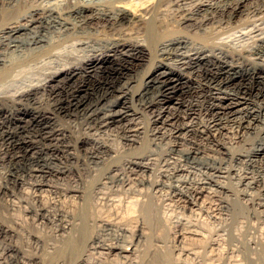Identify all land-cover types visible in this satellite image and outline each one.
Segmentation results:
<instances>
[{"label": "bare ground", "instance_id": "bare-ground-1", "mask_svg": "<svg viewBox=\"0 0 264 264\" xmlns=\"http://www.w3.org/2000/svg\"><path fill=\"white\" fill-rule=\"evenodd\" d=\"M18 1L19 0H17V2ZM50 1L48 0V3H50ZM76 1H74L73 3H69V4L67 3V5H65V3L62 2V4L65 5V8H66L65 10H64V5L55 6L53 4H47V2L46 3L40 2V4L38 3L32 4L27 9H24L25 5L23 4V7H24L23 10L22 9L14 10L8 7L3 8L4 5H1L2 6V9H0V55L1 56H2L1 51L5 52V49H8V48H13L12 50H14V48L16 47L18 48L19 46L22 48V46H31V45L33 46L34 45V47L31 46V48L36 47L38 48L37 51H39L42 47H43V50H45L44 48L46 47L48 48L52 47L53 45H55V43L51 46H49L50 43L47 44L49 39L46 33L50 29L52 31V29L54 28L55 29L58 28L57 30L61 31V34L65 35L66 37L70 39H74L73 41H70L73 43L71 45L74 50H78V52L75 51L74 55H71L70 57H68L70 58L69 61L64 62L65 60L62 59L63 58L62 56L66 55L64 53H68V52H65L66 49L64 46V49H65L64 51L62 48V51L64 52L63 55L60 53L62 55L60 58L61 60H64L62 61L64 63L62 64V62L59 61L61 65L56 66V67L54 66L55 68L53 69L50 68L51 70L49 69V67L44 66L45 68H47V70L49 69L50 71H48V74L46 75V77H44V80L42 82H38L39 79L41 80V78L38 77L39 79L37 81L36 80L37 78L35 77L36 79H33V78L32 79L35 80V82L36 81L37 82L34 83L33 81H31L33 83H30L27 80L31 78L29 75L30 73L28 74L27 73L28 71L27 72L25 71L26 73L24 72L22 73H24L25 75L27 74L29 75V77L25 80H27V82H29L30 84L27 83V86L26 85L25 87L23 86L22 89L18 88L17 85H15L16 86L15 88H18L19 90L16 89V91H14L12 87L11 88L12 92L10 89H8L10 88L8 87L9 83H7L6 85L7 87L0 88V164L4 163V164H7L8 166V169L6 171L2 172V170H0V175H2L1 177H3V179L5 180L9 179L10 181H12L13 184H22L24 183L23 178L25 177H22L21 172H24L22 170H25L27 171V173L26 174L23 173V174L24 175L29 174L30 177H34L33 186L40 189L41 191L42 189H49L51 191L53 190L55 192H62L63 194L65 193L67 197H68L67 194L73 197V193H77L79 190L78 187H75L71 183L75 179L74 176H76V178L77 176L80 177V174L83 172V170H86L87 168L89 169V165L85 164V162L82 159V154H80L79 151L83 150L84 156L85 157L88 156L89 157V158L87 157L88 160L91 159V161H89L90 163H94L98 165L100 163L104 164L105 160H107L108 156L114 153L113 152L115 150L114 148H116L114 147L115 145L113 146L110 143L112 139H110V142H109L108 139L103 136L105 134V136L109 138L111 132H113L112 129H110L112 130L111 132L108 131L109 128L111 127H114V128L119 127V129L116 128L119 131L121 129V131L123 132L122 133L123 134L122 139L124 141L122 142L123 144L128 143L130 145H134L135 147L136 144L140 143L139 139L141 135H143L142 134L143 128L142 129L140 128L141 124L138 121L143 117V116L141 117V114L144 115L143 113H146V114H149V117L151 119V122L150 120L149 122L152 124L150 127L151 129L149 128L150 129L149 138L152 140V142L155 141L156 139L160 141L161 143L163 141L166 143L168 140L167 143L170 147L169 148L170 151L166 152L162 156V160L158 159L159 161L156 158H153L151 155L150 156L142 155V157L140 156L137 158H135L136 157L135 156L134 159H129L125 161L123 169H128L126 171H129L133 175V177H131V180H129L131 181V183L128 182L130 185H126L127 188H125V193L126 195L128 193V197H131V199L135 201L134 204L136 207L133 206L131 210L132 218L134 219V220L132 219V222L134 221V223L133 225H129L131 221L129 223H126L125 221L126 218H123V214L119 216L118 215L115 216L119 218L121 221V224L119 223V225L116 224L115 222L116 219L113 220L114 217L113 218L111 217V215L113 214H111L110 216L108 214L106 215L98 214L100 224L104 225L105 228L106 226L107 228L108 227L111 228L112 226L113 231H115L118 229V228L115 229V225L117 226H120V225L123 226V224L124 226L127 225L125 227H121L123 228V231L125 230L124 236L126 235L127 236L119 237L117 236L115 232H113L115 233V236L113 235L114 237H109L107 235V232L104 231L105 229L101 231L104 228L103 227L100 229L101 232L98 231V234L91 235L90 239L93 242L91 244H94V243L97 244V246L101 247L102 249H105L106 253L108 252L112 254L116 253V254H119V256L131 257L134 261V264H176L177 260L175 261L176 258H174L176 256H174V253H173L174 246L172 247L170 244H168L169 242L168 238L167 239L161 238L163 237V235L161 237H158L159 235L154 234L153 230L155 228L153 229L152 227L154 223L153 220L155 219V217H156V220H158V222H160L161 225L163 222L168 223L169 224L168 226L170 227L174 225L173 226L175 227L174 233H172L174 234V238L178 239V241L182 239H183L182 241H184L186 239L187 244L185 245L188 246L189 244L190 246L193 244L195 245L194 249H196V244L198 245V243L201 242L202 240L205 241V237H204L205 231L204 233L202 232L204 235H201L202 234L201 231L203 230L200 229V226L202 225L200 223V220L197 218L196 220H199V221L194 220L196 222L195 223L192 220L194 224H191L190 221L188 222L190 224H188L183 221V218L182 219L176 218L178 216L176 215L177 213H175L176 216H174V214H171L174 217L170 216V213L167 214V211L165 210L167 209L165 208V204L167 205V203L171 201L166 202V199L169 198L168 200H170L171 195L176 196V199L177 197H181L182 195H188V194H189L188 196L191 195V197H193L194 200H200L204 198L207 200L208 198L216 199L217 201L216 200L215 201L220 206L219 207L220 209L228 210L227 216L232 215L233 211H232L231 202H233L232 200L234 198V199H237L238 201H241L244 205L246 204L248 206V203H249L251 207L253 206L254 210L260 213L261 219H263L264 221V178H263L264 177V106L263 104L260 105V103L258 104L256 103L257 100L264 101V37H261L260 35L259 37L257 35V37L260 38L258 44L248 49H246V47L245 49H242V48L238 49L236 47L235 48L230 47L231 44H228L230 46L226 45V43H229V42H226V43L218 42L217 43V41L216 42L213 41L211 43H207V42L199 43L198 41L199 44H197L196 41H193L196 44L195 43L192 44L189 41L190 39L186 37V35H188L189 33L186 35L181 34L180 32H182L183 29H181L179 32V28L170 30L171 28L168 27V24H166V22L163 21L162 18H158V15L160 16V14H157V13H160L161 12L160 10H162V8L161 9L159 8L160 10L158 11V7L163 4L162 3L159 5V3H161V0H112L110 2V5H111L110 7H105L107 5L103 3L105 2L104 0L102 2L104 6L98 5L97 2L99 1L94 3L95 0H92L94 2L92 1L89 2V0L88 1L80 0L81 2L80 1L76 2ZM164 1H175L176 3L180 2V0H163L162 2ZM244 2L245 0H236L234 3H232L231 5L227 7L229 11V15L227 14L229 16V19L234 18L235 15L237 16V13H239L242 10V6H244ZM19 3H20L19 5L22 4L21 2ZM187 3H188V0H187ZM187 3L185 4L187 5ZM14 4H17L18 6V3H14ZM174 4H173V7H174ZM180 5H181V2H180ZM203 5H205V3L200 2L199 4H197L198 8L200 9H205L206 7L208 8V6H210L209 3H206L205 7ZM262 5H264V3ZM18 7L21 8L22 5L21 7L20 6ZM216 8H217V4H216ZM185 12H186V9H185ZM67 13H71V14H68L71 16H73L72 14H75L78 16V18L81 17L80 18L81 22L76 24L77 21L74 20L75 22H73L69 20L68 15L66 16ZM163 13H161V16ZM188 17L189 16L183 17L182 20L179 21L182 23L180 24L183 25L186 22H188L189 20ZM210 18L211 17H209L208 19ZM98 22L100 23L103 22L102 24L99 23V26L101 27V31L102 30L104 31L103 33H100V35L99 34L96 35V33L98 32L97 30H96L97 32H95V35H94L92 34V32L91 33L88 32L83 27L84 23L87 24L88 26L92 25L93 27H96L98 25L97 24ZM82 24L83 26H81ZM117 24H121L122 27H124L123 25H128L127 27H129V25L131 24L137 25L139 26V28L142 29L141 32H143L144 35L143 37H138L139 35L138 36H133V34L131 35L130 32L132 31L134 32V30L132 29L134 25H132L131 27L132 31L128 28L130 30L129 32L126 31L128 33H122V30H121L122 28L119 29ZM180 24L179 26L178 25L177 26L180 27ZM185 27L186 26H183V28ZM85 28H87V26ZM124 29H127V28H124ZM98 30H99V27H98ZM51 31L50 33H48L49 35L51 34ZM59 31H56V32H59ZM136 33H137V29H136ZM54 34H55V31H54ZM52 35H53V32H52ZM63 35L61 37H63ZM53 37H51L50 39L52 40ZM57 40L60 41V37ZM65 40L66 38L63 41ZM54 41H56L55 38H54ZM252 42L254 41L252 40ZM56 43L58 42L56 41ZM67 44H68V41H67ZM64 45H66V42L64 43ZM58 48L61 50L60 46ZM54 49L56 50V48ZM73 49L72 51H74ZM68 50L70 51L71 49L69 48ZM18 51L20 52V50ZM24 51H27V49ZM57 51L58 50H56V52ZM32 52L30 51L28 54H32ZM35 52L36 51H34V53ZM47 52L50 53V51L48 50ZM59 52L55 54H59ZM71 52L70 54H72ZM6 53H7V50H6ZM52 53L49 55H52ZM28 54L26 52V55L24 54L25 57L26 56L28 57L29 56ZM10 55L11 54H9V58H10ZM42 55L43 54H41V56ZM152 55H153V58H152ZM54 56L52 57L54 58ZM56 57H55V60H56ZM32 58H30L29 61ZM37 58L40 59V57H37ZM23 59H21V61L25 63L24 62L25 59L24 60ZM52 59L50 60L52 61ZM11 60H12V57H11ZM11 60H9L10 65L12 62ZM15 60L16 59H14V61ZM7 61L5 60V65ZM29 61H27L28 64H29ZM38 61L36 64H40L42 62L40 61L38 63ZM46 61L47 60H45V62ZM52 62H55V61H52ZM23 63L20 62L21 66ZM17 65H16V68L18 67ZM52 66H53V63H52ZM5 68H9V67H5ZM5 68L1 67L2 74L5 73V70H8ZM14 70H15V67H14ZM16 70H18L17 72H19L20 70H22V68L20 69L17 68ZM29 70L31 69L29 68ZM1 71H0V74H1ZM36 71L37 69L35 70V72ZM12 72L11 74H13ZM39 72L42 73L41 71ZM8 73L10 74V72ZM14 74L18 76L19 73H15L14 71ZM31 74L33 75L32 72ZM42 74H40V76ZM25 75L22 78H25ZM14 76L15 75H13L12 78ZM7 77H10V76H7ZM7 77H6V80L8 81ZM15 77H14V80H15ZM17 79L15 80L16 82H18L20 78L18 80ZM14 80L12 79V81ZM12 81L11 80L9 81L10 84ZM1 83H2V80H1ZM5 83H3V86ZM19 83H21V81ZM11 85L14 86V83ZM200 110L201 112L202 110H205V113H209L210 116H208V118L210 117V119L209 120H203V118L201 119V117L203 116L200 115L201 114ZM139 117L141 118L139 119ZM208 118H205V119H208ZM78 123L81 124V127H83L82 129L87 128V130H84L83 132H80V131L77 132V130L74 129L73 127H77L78 129L79 128ZM88 130H92L93 132L90 133L88 132ZM95 130H99L100 135L99 134L97 135L98 132L95 134L94 132ZM232 131H235L234 133L236 134L234 135L239 136L243 139L245 137L247 139L248 138L247 136L249 135L250 137V134L254 132H257V133L259 132L260 136L258 138L256 137L257 140L254 142L253 146L248 150L249 152H247V154L246 153L237 154L236 153L237 151L234 152V149L236 148L235 145H232L233 143H231V141L229 142L228 141L229 139L227 140V137H226ZM190 134L193 135V138H195L196 136L199 139H203V140L205 139V142L206 140H209L210 142H212L213 146L215 145L217 149H219L218 151H216L217 154L221 150L226 155L232 154L238 160L239 159L242 160L243 157H246L245 159L248 160L249 166L250 164L255 166V168L260 173V175H252L254 173H251V174L246 173V175H241L240 177H238L237 178L238 180L234 179L231 182V180L229 181L227 178V176L229 175L228 173L230 172V171L228 172L227 169L228 168L231 169L230 168L231 166L228 167L226 170L223 169L222 168L223 166H222L221 167L222 169L219 167L220 169L213 170L215 172L210 173L209 175L203 174L204 176H200L202 175L201 173L196 178H194L195 174L193 175L194 177L193 176L190 177L189 176L190 173L188 174V171L185 167L186 162L183 163L182 158L185 156L189 157L190 155L191 156L193 155L196 158V155H199L200 156L199 159L202 158L204 160L205 157H210L209 154H212V152L210 153V151L205 150L206 148L203 149L196 142H194L188 148L187 147L184 148L182 145L183 144L182 140L184 138H187L185 137L186 135H190ZM231 134H233V132ZM114 135H117V134H114ZM113 138H115V136ZM141 139L143 140V138ZM142 140H141V143L143 142ZM234 140H237V138ZM201 142L203 141L201 140ZM243 142H246V141L244 140ZM241 143H238L237 145ZM184 144H186V141ZM117 149H118L117 151L120 152L119 148ZM174 150L176 152L175 154L174 153L172 154V151ZM115 156H117V154ZM193 156L191 158H193ZM201 156H204V158ZM214 156H216L215 159L219 157L218 155H215V154ZM188 157H186L187 162H188L187 160ZM227 157L228 156H226V158ZM220 158L219 159L217 158V159L221 160L223 157L221 159ZM207 160L208 159H206L205 163L208 164ZM213 160L214 159L212 157V162ZM225 160H228V159H225ZM246 160H243V161L245 162ZM256 161H258V163ZM106 164L108 163H105V166ZM216 164L215 166H218ZM218 164L221 165V163H218ZM198 166H201V165L199 164ZM205 167H206V164H205ZM199 170H198V174H199ZM210 170L211 169L209 168V171ZM156 171L158 172L157 173L158 177L156 178L157 176L156 174L155 178H153L154 176L153 174H155ZM194 171L197 172V170H194ZM253 172L255 171L253 170ZM230 173L233 174V172H230ZM237 173H238V170H237ZM127 175L128 174H126V177H129ZM234 175H236V173H234L233 176ZM233 176L231 175L230 177H233ZM234 177H237V176H234ZM189 178H192L194 180H190ZM227 180L231 182V184H233V187L230 186V184L228 185L229 182ZM66 182L69 184H66ZM6 183L8 186V182ZM105 184L107 185L106 182L102 184V190H103V187L106 188ZM3 185L4 184L3 183L1 184L0 182V188H3L2 187ZM108 187L111 188L110 185ZM165 187L170 190V193H171L170 196H169L170 193L163 190L165 189ZM255 187H258L260 189L259 190L260 195H258L259 193L257 195L252 194L251 189L252 188L256 189ZM117 189H115L114 191H116ZM103 196H106V195H103ZM76 198L78 199V194ZM173 199H172V202L174 203ZM103 200H106V199H103ZM155 200L160 201L159 207L162 209V212H159V210H161L160 208L159 210L157 209L158 204L156 205ZM109 202L110 201L106 203L109 204ZM199 202H197V204ZM202 203H203V200H202ZM202 203H199V206ZM183 204H185V207H183L185 210L186 200H185V203ZM174 205H173V211L176 209L174 207H177ZM191 205L190 207H192ZM211 205L212 204H210L209 206ZM178 206L181 209L180 207L181 205H178ZM205 206L206 205H204V207ZM195 207L197 206L195 205ZM38 209L39 208H36V210ZM198 210L200 209L198 208ZM195 211L197 210L195 209ZM211 211H212V208H211ZM40 212L42 216L43 214H47V213L51 214L50 208L44 205L40 207V211L38 210V213ZM38 213H35V214L38 215ZM67 213L63 209L55 213L60 216V220L62 221L60 228H62V225L64 226L65 224L68 225V219H67L68 214ZM160 213L161 214L163 213V215L161 216ZM181 213L182 212L179 213L180 214L179 216H182ZM197 213L199 212L197 211ZM133 214L135 215V218ZM129 215L130 213L128 214V216ZM216 215H218L217 212H216ZM222 215L220 216L223 217ZM196 216L197 215H195V217ZM125 217H127V214L125 215ZM218 217L219 215L217 216V219ZM50 218L48 217L46 219H50ZM185 218L184 220H186ZM40 221H41V218H40ZM52 222L53 221L51 220L49 223H52ZM41 223H44V222H41ZM71 224H72V221L69 224V226H71ZM156 225L157 224H155V227ZM162 226L160 228H162ZM57 227H59V225L56 226L55 228ZM72 227H75V226H72ZM69 228L70 227H68V231H69ZM169 229L170 228H168V230ZM109 230H107L108 233L110 232ZM126 231H129V233L127 234ZM0 234L3 236H6L7 238L8 237L10 238L16 235V231L12 228V226L6 225L4 223H0ZM155 241H160V244H157L158 246L155 245ZM137 242L138 243L140 242V244H137ZM262 242L263 241H261L260 243ZM174 243L176 242L174 241ZM177 244L180 246V243H177ZM177 244H175V246ZM198 246H201V245H198ZM7 248L8 250H12L17 253L21 252L20 248L15 245H10ZM180 248H183V247L180 246ZM6 249H5V252H7ZM189 250L191 251V249ZM178 251H176V253ZM105 252H103L102 254H104ZM159 252L161 253V256H162L160 261L157 259L159 258L158 256L160 255ZM182 252H184V250ZM191 252H188V253L191 254ZM193 253L194 254H191V255H194V256L197 255L195 254L196 252H193ZM5 256L8 258L6 254ZM115 256H118V255H115ZM12 257L14 256L12 255ZM201 257H204V256L202 255ZM20 258H22V256ZM116 258L120 259L118 257ZM177 258L179 259L178 256ZM124 259H126V257ZM124 259L122 258V260L125 263ZM203 260L205 261V259ZM209 263H207L206 261V264H209ZM13 264H16V263H13Z\"/></svg>", "mask_w": 264, "mask_h": 264}, {"label": "rangeland", "instance_id": "rangeland-1", "mask_svg": "<svg viewBox=\"0 0 264 264\" xmlns=\"http://www.w3.org/2000/svg\"><path fill=\"white\" fill-rule=\"evenodd\" d=\"M50 1V0H49ZM74 1H76V0H74ZM73 0L71 1V0H51L50 1V3H48V0L46 1V0H41V1H39V0H36V2H35V0H19L18 2H17V0H0V9H2V6L1 5H4L3 6V8H6V7H8V8H11V9H14V10H16V9H22L23 10V8L24 9H27L29 6H31L32 4H40V2H42V3H46L47 2V4H53V5H59V6H61V5H64V4H62V2L63 3H65V5H67V3L69 4V3H73L74 2ZM78 1H80V0H77L76 2H78ZM83 1V0H82ZM85 1H88V0H85ZM90 1H92V0H89V2ZM97 1H99V2H97ZM105 2H103V0H95V2L94 1H92V2H94V3H96L97 2V4L98 5H100V6H104L103 4H102V2L105 4V5H107V6H105V7H110L111 5H110V2L112 1V0H104ZM106 1H107V3H109V4H107L106 3ZM163 0H161V3H159V5L160 4H162L161 6H159L158 7V11L162 8V10H160L161 12L160 13H157V14H160V16L158 15V18H162L163 19V21H165L166 22V24H168V27L169 28H171L170 30H174V29H178L179 28V32H180V30L181 29H183L182 30V32H180L181 34H188V35H186V37L188 38V39H190L189 41L193 44V43H195V42H193V41H196V43L197 44H199V43H201V42H207V43H211V42H216L217 41V43L218 42H229V43H226V45H228V44H231V46L230 45H228V46H230V47H233V48H238V49H245V47H246V49H248V48H251L252 46H254V45H256V44H258V42H259V37L261 36V37H264V5H262L264 2V0L262 1V0H245V2H244V6H242V12L240 11L239 13H237V16L235 15L234 16V18H230L229 19V11H228V9H227V7L229 6V5H231L232 3H234L236 0H188V3H187V0H180V2H181V5H180V2H175V1H164V2H162ZM9 2V3H8ZM11 2V3H10ZM18 3V6H20L21 7V5H22V7L21 8H19L18 6H17V4H14V3ZM19 2H21L22 4L21 5H19L20 3ZM81 2V1H80ZM171 2V3H170ZM205 3V5H203L204 7L206 6V3H209L210 4V6H208V8L206 7L205 9H200V8H198V6H197V4H199V3ZM4 3V4H3ZM13 3V4H12ZM168 5H167V4ZM174 3H176V4H174ZM185 3H187V5L185 4ZM213 3H215V4H213ZM9 4V5H8ZM23 4L25 5L24 7H23ZM28 6H27V5ZM173 4H174V7H173ZM183 4H185V5H183ZM216 4H217V8H216ZM11 5H12V7H11ZM65 5H64V10L66 9L65 8ZM171 5V6H170ZM169 6V7H168ZM179 6V7H178ZM185 6V7H184ZM188 6V7H187ZM197 6V7H196ZM213 6V7H212ZM219 6V7H218ZM15 7V8H14ZM18 7V8H17ZM168 7V8H167ZM177 7V8H176ZM183 7V8H182ZM210 7V8H209ZM215 7V8H214ZM225 7V8H224ZM160 8V9H159ZM178 8H180V9H178ZM182 8V9H181ZM195 8H197V9H195ZM168 9V10H167ZM170 9V10H169ZM184 9V10H183ZM185 9H186V12H185ZM164 13H163V12ZM197 13H196V12ZM167 12V13H166ZM183 12V13H182ZM228 12V13H227ZM161 13H163L162 14V16H161ZM191 13V14H190ZM197 15H196V14ZM68 14H71V13H67L66 14V16L68 15ZM188 14V15H187ZM228 14V15H227ZM73 16H71V15H68V19L69 20H71V21H73V22H75V21H77L76 22V24H78V23H80L81 22V20H80V18L81 17H79L78 18V16L77 15H75V14H72ZM71 16V17H70ZM76 16V17H75ZM187 16H189L188 18H189V20H188V22H186L185 24H183V25H181L182 23L181 22H179L180 20H182V18L183 17H187ZM226 16H228V17H226ZM70 17V18H69ZM75 17V18H74ZM191 17V18H190ZM193 17H194V19H193ZM209 17H211L210 19H208ZM213 17H214V19H213ZM76 18H77V20H76ZM228 18V19H227ZM207 21H206V20ZM234 19V20H233ZM75 20V21H74ZM79 20V21H78ZM196 20V21H195ZM193 21V22H192ZM195 21V22H194ZM22 22H23V20H22ZM192 22V23H191ZM197 22V23H196ZM200 22V23H199ZM210 22V23H209ZM99 23L100 22H98L97 24V28L96 27H93L92 25H87V24H85L84 23V26H83V24L81 25V26H83L84 27V29H86L88 32H92V34H94L95 35V32H97L96 33V35H100V33H103L104 31L102 30L101 31V27L99 26ZM103 22H101L100 24H102ZM181 23V24H180ZM200 24V26H199V24ZM179 24H180V27H178L179 26ZM132 25H134V24H131V25H129V27H127L128 25H123L124 27H122V25L121 24H117V26L119 27V29H121L122 30V33H128L130 30L132 31V29L134 30V32L132 31V32H130L131 33V35L133 34V36H138V37H143V32H141L142 31V29L141 28H139V26H137V25H134L133 27H132ZM178 25V26H177ZM196 25V26H195ZM87 26V28H85ZM183 26H186L185 28H183ZM90 27V28H89ZM98 27H99V30L101 31H99L98 30ZM131 27H132V29H131ZM134 27H135V29H134ZM138 27V28H137ZM92 28H94V29H92ZM124 28H127V29H124ZM130 30H129V29ZM55 29V28H54ZM54 29H52V31H51V29L46 33L47 34V37H48V42H47V44L48 43H50V45L49 46H51V45H53L54 43H55V45H53L52 47H50V48H48V47H46V48H44L45 50H43V47L39 50V51H37V49L38 48H31V46H22V48L20 47V49H19V47L17 48H14V50H12L13 48H8V49H5V52L3 51H1V53H2V56L0 55V71H1V67H3V68H5V67H9V68H5V69H8V70H5V73L4 74H2V71H1V74H0V88L1 87H7L6 85H7V83H9L8 84V87H10V88H8V89H10L11 90V92H12V89L14 90V91H16V89L17 90H19L18 88H20V89H22L23 88V86L25 87V85L27 86V83L28 84H30V83H36L37 81H38V79L39 78H41V80L39 79V81L38 82H42L43 80H44V77H46V75L48 74V71H50L51 69H53V68H55L56 66H59V65H61V63L60 62H62V61H64V62H67V61H69L70 60V58H68V57H70L71 55H74V53H75V51L76 52H78V50H74L73 49V47H72V45L71 44H73L72 42H70V41H73L74 39H70V38H68V37H66L65 35H63V34H61V31H59V30H57L58 28H56L55 30ZM136 29H137V33H136ZM141 29V30H140ZM55 31V34H54V31ZM91 30V31H90ZM97 30V31H96ZM124 30V31H123ZM50 31H51V34L49 35L48 33H50ZM56 31H59V32H56ZM126 31H128V32H126ZM140 31V32H139ZM261 33H260V32ZM52 32H53V35H52ZM257 32V33H256ZM58 33H59V35H58ZM129 33V34H130ZM142 33V34H141ZM63 35V37H61ZM141 35V36H140ZM257 35L259 36V37H257ZM50 36V37H49ZM54 36V37H53ZM56 36H57V38H56ZM60 37V41H62V42H60V41H58L57 39H59V37ZM65 36V37H64ZM191 36V37H190ZM51 37H53L52 38V40L50 39ZM221 37V38H220ZM256 39H255V38ZM54 38H55V40L58 42V43H56V41H54ZM66 38V40L65 41H63L64 39ZM196 38V39H195ZM258 38V39H257ZM61 39H63V40H61ZM192 39V40H191ZM202 39V40H201ZM51 40V41H50ZM252 40L255 42H252ZM50 41V42H49ZM67 41H68V44H67ZM198 41H199V43H198ZM52 42V43H51ZM66 42V45H64V43ZM195 43V44H196ZM247 43V44H246ZM254 43V44H253ZM58 44H59V46H60V48H61V50L58 48L59 46H58ZM243 44V45H242ZM253 44V45H252ZM67 45H68V47H67ZM71 45V46H70ZM62 46V47H61ZM64 46H65V49H64ZM24 47V48H23ZM32 47H34V45L32 46ZM48 48V49H47ZM53 49V51L55 50L54 48H56V50H58L57 52H56V50L53 52L52 51V49ZM62 48H63V51L65 50V52H68V53H64L63 51H62ZM71 49L70 51L68 50V49ZM15 49H17V50H15ZM27 49V51H24V50H26ZM32 52L33 50L34 51H36L35 53H34V51L32 52V54L35 56H33L32 54H28L30 51ZM33 49V50H32ZM36 49V50H35ZM72 49L74 50V51H72ZM6 50H7V53H6ZM10 50V51H9ZM18 50H20V52L18 51ZM43 50V51H42ZM47 50L48 51H50V53L49 52H47ZM12 51V52H11ZM15 51V52H14ZM18 51V52H17ZM45 51V52H44ZM60 51V52H59ZM62 51V52H61ZM72 51V52H71ZM26 52H27V54L29 55L27 58H28V60H27V58L25 57V55H26ZM53 52V53H52ZM59 52V54H55V53H58ZM70 52L72 53V54H70ZM19 53H20V55L22 56H20L19 55ZM23 53V54H22ZM52 53V55H49V54H51ZM63 55V53L64 54H66V55H61V54ZM8 56H7V55ZM9 54H11L10 55V58H9ZM12 54H14V55H12ZM18 54V55H17ZM25 54V55H24ZM37 54H39V55H37ZM41 54H43L42 56H41ZM44 54H45V56L48 58H46L45 56H44ZM54 54H55V56H54ZM69 54V55H68ZM4 55V56H3ZM6 55V56H5ZM57 55H59V56H57ZM249 55V54H248ZM252 55V54H251ZM250 55V56H251ZM19 56V57H18ZM40 57V59L39 58H37V57ZM52 56H54V58L52 57ZM57 56V57H56ZM63 57L62 59H64V60H61V58L60 57ZM64 56H66V57H64ZM3 57V58H2ZM11 57H12V60H11ZM25 57V58H24ZM33 57V58H32ZM42 57V58H41ZM51 57V58H50ZM55 57H56V60H57V62L58 63H60V64H58L57 62H56V60H55ZM6 58V59H5ZM9 58V59H8ZM23 59L24 60V62L25 63H23V61H21V59ZM30 58H32L30 61H29V59ZM45 58V59H44ZM52 59V61H55V62H52L50 59ZM152 58H153V55H152ZM7 61V59H8V61L6 62V65H5V60ZM14 59H16L15 61H14ZM19 59V60H18ZM43 59V60H42ZM59 59V60H58ZM9 60H11L12 62H13V64H12V62H11V65H10V61ZM29 61V64H28V62L27 61ZM32 60H33V62H32ZM38 60H40V61H42L40 64H36L37 63V61ZM45 60H47L46 62H48V63H46L45 62ZM50 62H49V61ZM17 61V62H16ZM40 61H38V63L40 62ZM45 63H44V62ZM60 61V62H59ZM4 62V63H3ZM8 62H9V64H8ZM20 62L21 63H23L22 64V66H21V64H20ZM31 62V63H30ZM53 63V66H52V63ZM64 62H62V64L64 63ZM2 63V64H1ZM17 63H18V65H17ZM28 64V65H27ZM47 64V65H46ZM57 64V65H56ZM4 65V66H3ZM16 65L18 66L17 68L18 69H20V68H22V70H20L19 72H17L18 70H16L17 68H16ZM50 65V66H49ZM11 66H13V67H11ZM20 66V67H19ZM32 66H33V68H32ZM36 66V67H35ZM47 66V67H49V69L47 70V68H45V67ZM55 66V67H54ZM14 67H15V70H14ZM35 67V68H34ZM39 67V68H38ZM26 68H28V69H26ZM29 68L32 70H29ZM11 69H13V70H11ZM37 69V71L35 72V70ZM34 70V71H33ZM43 70V71H42ZM46 72H45V71ZM10 72V74H11V72L13 73V74H9L8 72ZM14 71H15V73H19L18 74V76H16V74H14ZM30 75V79H27L28 77H29V75L27 74V75H25L24 73H26V72ZM39 71H41L42 73H40ZM22 72H24V73H22ZM31 72L33 73V75L31 74ZM35 72V73H34ZM45 72V73H44ZM22 75H21V74ZM36 73H37V75H36ZM40 74H42L43 75V77H42V75L40 76ZM6 75V76H5ZM13 75H15L14 77H15V80L17 79L18 80V82H16L15 80H14V77L12 78V76ZM24 75H25V78H22V77H24ZM3 76V77H2ZM7 76H10V77H7ZM34 76V77H33ZM6 77H7V79H8V81L6 80ZM37 79H36V78ZM39 77V78H38ZM2 78H4V79H2ZM10 78V79H9ZM36 79L37 81L35 82V80H33V79ZM12 79L14 80V81H12ZM23 79V80H22ZM25 79H27L29 82H27V80H25ZM1 80H2V83H1ZM6 80V81H5ZM12 81L11 82V84H13L14 83V86H12L11 84H10V82L9 81ZM3 81H5V82H3ZM21 81V83H19ZM31 81H33V82H31ZM3 83H5L4 84V86H3ZM23 83H24V85H23ZM1 84H2V86H1ZM10 85V86H9ZM15 85H17V87L18 88H15L16 86ZM21 85H22V87H21ZM13 87V88H12ZM12 88V89H11ZM15 88V89H14ZM10 90H9V92H10ZM257 104L258 103H260V105H262L263 104V106H264V101H261V100H257V102H256ZM201 113V114H200ZM200 115H202L203 117H201V119L203 118V120H209L210 119V117L208 118V116H210V114L209 113H205V110H202V112H201V110H200ZM144 115H142L141 114V117L143 116H145L144 118L142 117H139V119L141 120H139L138 122L141 124H139L141 127V129H142V134L143 135H141V137H140V143H138V144H136L135 145V147H134V145H130V144H128V143H122V142H124L123 141V139H122V131H121V129H120V131L118 130L119 129V127H111V128H109V130L108 131H112L113 130V132H111V134H112V136L114 137L115 136V138H113L112 136H111V134H110V136H109V138L107 137V136H105V134L103 135L104 137H106L107 139H108V141L110 142V139H112L111 140V144L114 146V147H116V148H114L115 150L113 151L114 153H112V155H110V156H108V158H107V160H105V162H104V164H102V163H100L99 165L98 164H94V163H90L89 161H91V159H89L88 160V158L87 157H85L84 156V152H83V150H80L79 151V153L80 154H82V159H83V161L85 162V164L87 165H89V169L87 168L86 170H83V172L80 174V177L79 176H77V178H76V176H74V181H72L71 183H72V185H74L75 187H78V192L77 193H73V197L71 196V195H69V194H67L68 195V197L66 196V194L64 193H62V192H55V191H51V190H49V189H42V191L40 190V189H38V188H36L35 186H33V181H34V177H30L29 176V174H27V175H24V174H26L27 173V171H25V170H22V171H24V172H21V174H22V177H25L26 179H27V181H26V179L25 178H23V182L24 183H22V184H13L12 183V181H10L9 179H3V177H1L2 175H0V177L3 179V181H2V179L0 178V182H1V184L3 183L4 185L2 186L3 188H0V223H4V224H6V225H10V226H12V228L16 231V235L15 236H13V237H6V236H3V235H1L0 234V253H5L7 256H8V258L5 256V254H0L1 255V257H0V259H2V260H0L1 262H0V264H13V263H16L17 264V262H18V264H127V262H128V264L131 262L132 264H134V261H133V259L131 258V257H128V256H125L126 257V259L128 260V259H130V260H126V259H124L125 257L124 256H119V254H116V253H106L105 251V249H102L101 247H99V246H97V244H91V243H93L92 241H91V235H95V234H98V231H100V229L101 228H103L101 231H103L104 229V231L105 232H107V235L109 236V237H114L115 236V233L117 234V236H119V237H126V236H124V234H125V230L123 231V228H121V227H125V226H127V225H125L124 226V224H123V226H117V225H119V223L121 224V221H120V219L119 218H117V217H115V216H119V215H121V214H123V218H126L125 219V221H126V223H129L130 221V223H129V225H133V223H134V221L132 222V207L133 206H135V201L134 200H132L131 199V197H128V193H127V195H126V193H125V188H127V186L126 185H130L129 183H131V181H129V180H131V177H133V175L129 172V171H126V170H128V169H123V166H124V163H125V161L126 160H129V159H134V157L135 158H137V157H142V155L143 156H152L153 158H156L157 160L159 159V160H162V156L166 153V152H168V151H170V147H169V145H168V140H167V142L165 143L164 141V143L162 142H160V141H158V140H156L155 139V141H153L152 142V140L149 138V131H150V127H151V119H150V117H149V114H146V113H143ZM208 114V115H207ZM199 115V116H200ZM148 116V117H147ZM148 118V119H147ZM205 118H208V119H205ZM149 120H150V122H149ZM143 122V123H142ZM72 123V122H71ZM73 124H74V122H73ZM76 124V123H75ZM78 129H77V127H73L74 129H76L77 130V132H83L84 130H87V128L86 129H82L83 127H81V124L80 123H78ZM148 127V128H147ZM81 128V129H80ZM116 128H118V129H116ZM150 128V129H149ZM110 129H112V130H110ZM145 130V131H144ZM114 131H115V133H114ZM88 132H90V133H92L93 131L92 130H88ZM95 132V134L97 133V135L99 134L100 135V133H99V130H95L94 131ZM118 132V133H117ZM233 132V134H231ZM231 133H229L226 137H227V140L230 142L231 141V143H233L232 145H235V149H234V152H236L237 154L239 153H246L247 154V152H249L248 150L253 146V144H254V142L257 140V138L260 136V134H259V132L257 133V132H254V133H251L250 134V137H249V135L247 136L248 138L246 139V137L243 139V138H241V137H239V136H236V135H234V134H236V133H234L235 131H232ZM146 135H145V134ZM114 134H117V135H114ZM258 136H257V135ZM121 135V136H120ZM255 135V136H254ZM145 136V137H144ZM189 136V137H188ZM233 137V139H232V137ZM185 137H187V138H184L182 141V145H183V147L184 148H188L189 146H191L194 142H196V143H198L199 145H200V147H202L203 149H205V150H207V151H210V153L212 152V154H209L210 155V157H205L204 158V156H201V157H203L204 158V160L202 159V158H200L199 159V155H196V158H195V156H193V158H191L192 156L190 155L189 157L188 156H185V157H181L182 158V160H183V163H185L186 165H185V167H186V169H187V171H188V174H189V176L191 177V176H193L194 174V178H196V177H198L201 173H202V175H200V176H204V175H209L210 173H214L215 171H213V170H216V169H220L222 166V168L223 169H227L228 167H230L231 169H227L228 170V172L230 171V172H233V174L234 173H236V175H234V176H237V177H234L233 176V174L232 173H228L229 175L227 176V178H228V180L230 181L231 180V182L234 180V179H236V180H238L237 178L238 177H240L241 175H246V173H248V174H251V173H254V174H252V175H260V173L257 171V169L255 168V166H253L252 164H250V166H249V163H248V160H246L245 158L246 157H243L242 158V160L241 159H237L235 156H233L232 154H228V155H226V154H224L221 150H220V152H218V154H217V152L216 151H218L219 149H217V147L215 148L214 146H213V143L212 142H210L209 140H206V142H205V139L203 140V139H199V138H197L196 136H195V138H196V140H195V138H193V135H186ZM192 137V138H191ZM257 137V138H256ZM141 138H143V140L141 139ZM190 140H189V139ZM237 138V140H234V139H236ZM114 139V140H113ZM186 139V140H185ZM198 139V140H197ZM231 139V140H230ZM240 139V140H239ZM242 139V140H241ZM249 139V140H248ZM122 140V141H121ZM141 140L143 141L142 143H141ZM189 140V141H188ZM194 140V141H193ZM201 140L203 141V142H201ZM246 141V142H243V141ZM185 141H186V144H184L185 143ZM200 141V142H199ZM208 141V142H207ZM121 142V143H120ZM158 142V143H157ZM192 142V143H191ZM236 142H238V143H241V144H239V145H237L238 143H236ZM157 143V144H156ZM234 143H236V144H234ZM123 144V145H122ZM155 144V145H154ZM128 147H127V146ZM143 145V146H142ZM188 145V146H187ZM202 145V146H201ZM237 145V146H236ZM118 146V147H117ZM132 146V147H131ZM246 146V147H245ZM137 147V148H136ZM117 148H119V151L120 152H118L117 150ZM123 148V149H122ZM135 148V149H134ZM247 148V149H246ZM133 149V150H132ZM124 150V151H123ZM116 151V152H115ZM175 150L174 151H172V154L174 153L175 154ZM235 153V154H236ZM117 154V156H115ZM162 154V155H161ZM214 154L215 155H218L219 157H217L218 159L221 157H223L221 160H218L217 158L215 159V157L216 156H214ZM220 154V155H219ZM224 154V155H223ZM86 158H84V157ZM184 156V155H183ZM213 157V162H212V157ZM226 156H228L227 158H226ZM230 156V157H229ZM111 158V160H110V158ZM114 157V158H113ZM160 157V158H159ZM186 157H188V162L186 161ZM225 157V158H224ZM232 157V158H231ZM235 157V158H234ZM128 158V159H127ZM192 160H191V159ZM229 158H231V159H229ZM85 159V160H84ZM113 159V160H112ZM198 159V160H197ZM206 159H208L207 161H208V164L211 166H209L207 163H205L206 162ZM225 159H228V160H225ZM232 159H234V160H232ZM86 160H88V161H86ZM110 160V161H109ZM158 160V161H159ZM203 160V161H202ZM231 160V161H230ZM236 160V161H235ZM237 160H238V162H237ZM243 160H246L245 162L243 161ZM109 161V162H108ZM191 161V162H190ZM210 161V162H209ZM218 161V162H217ZM222 161H223V163H222ZM228 161V162H227ZM259 161V160H258ZM258 161H256L257 163H258ZM89 162V163H88ZM199 162V163H198ZM217 164H216V163ZM225 162H226V164H225ZM235 162V163H234ZM237 162V163H236ZM239 162H243L242 164L241 163H239ZM256 162H254V163H256ZM105 163H108V164H106V166H105ZM203 163V164H202ZM218 163H221V165L220 164H218ZM188 164V165H187ZM191 164V165H190ZM201 165L202 166V168H201V166H198V165ZM205 164H206V167H205ZM214 164V165H213ZM215 164L216 165H218V166H215ZM1 165V167H0V170H2V172L3 171H6L7 169H8V166H7V164H4V163H2V164H0ZM5 165V166H4ZM193 165V166H192ZM208 165V166H207ZM213 165V166H212ZM245 165V166H244ZM258 165V164H257ZM3 166V167H2ZM190 166H191V168H190ZM226 168H225V167ZM109 167V168H108ZM114 167V168H113ZM121 167V168H120ZM188 167V168H187ZM197 167V168H196ZM205 167V168H204ZM211 169L210 171H209V168ZM214 167V168H213ZM216 167V168H215ZM220 167V168H219ZM190 168V169H189ZM193 168H194V170H197V172L196 171H194L193 170ZM221 168V169H222ZM242 168V169H241ZM254 168V169H253ZM5 169V170H4ZM83 169H85V168H83ZM97 169V170H96ZM123 171H122V170ZM200 169V170H199ZM233 169V170H232ZM235 169V170H234ZM256 169V170H255ZM21 170V169H20ZM117 170V171H116ZM119 170V171H118ZM190 170H192V171H190ZM198 170H199V174H198ZM205 170V171H204ZM237 170H238V173H237ZM240 170V171H239ZM250 170V171H249ZM253 170L255 171V172H253ZM113 171V172H112ZM114 171H115V173H114ZM126 173H125V172ZM194 171V172H193ZM213 171V172H212ZM249 171V172H248ZM117 172V173H116ZM158 172H159V170H158ZM157 171L155 172V174H153L152 176H153V178H155V175L158 173ZM209 172V173H208ZM240 172H241V174H240ZM242 172H243V174H242ZM24 173V174H23ZM206 173V174H205ZM257 173V174H256ZM259 173V174H258ZM126 174H128L127 176H129V177H126ZM196 174H197V176H196ZM204 174V175H203ZM233 176V177H230L231 175ZM131 175V176H130ZM89 176V177H88ZM30 177V178H29ZM158 177V174H157V176H156V178ZM259 177H261V176H259ZM32 178V179H31ZM129 178V179H128ZM264 178V177H263ZM31 179V180H30ZM190 180H194V179H192V178H189ZM29 180V181H28ZM107 180V181H106ZM227 180V181H228ZM228 181V182H229ZM6 182H8V186H7V183ZM9 182H10V184H9ZM104 182H106L107 183V185L105 184V187L106 188H104L103 187V190H102V184L104 183ZM129 182V183H128ZM231 182H229L228 183V185L230 184V186H232L233 187V184H231ZM31 183V184H30ZM75 183V184H74ZM128 183V184H127ZM26 184V185H25ZM66 184H69V183H67L66 182ZM9 185H10V187H9ZM12 185V186H11ZM18 187H17V186ZM110 185V187L111 188H109L108 186ZM7 186V187H6ZM67 186V185H66ZM15 187V188H14ZM17 187V188H16ZM120 187V188H119ZM122 187H123V189H122ZM235 187V186H234ZM240 187V186H239ZM118 188V189H117ZM256 189H254V188H252L251 189V192H252V194L253 195H257L258 193V195H260V189L258 188V187H255ZM106 189V190H105ZM108 189V190H107ZM115 189H117L116 191H114ZM258 189V190H257ZM4 190V191H3ZM38 190H40V191H38ZM46 190V191H45ZM107 192V194H106V192ZM119 190V191H118ZM164 191H167L168 193H170V190L169 189H167L166 187H165V189H163ZM257 191V192H255V191ZM6 191V192H5ZM82 191V192H81ZM102 193H101V192ZM104 191V192H103ZM112 191V192H111ZM117 191H118V193H117ZM121 191V192H120ZM123 191H124V193H123ZM259 191V192H258ZM44 192V193H43ZM111 192V193H110ZM39 193V194H38ZM57 193H58V195H57ZM101 193V194H100ZM77 194H78V199L76 198V196H77ZM65 195V196H64ZM76 195V196H75ZM103 195H106V196H103ZM171 195V193L169 194V196ZM189 195V194H188ZM188 195H182L181 197H177V199H176V196H173V195H171L170 196V200H168V199H166V202H168V201H171V202H168L167 203V205L165 204V208H167V209H165L166 211H167V214H169L170 213V216H172V217H174V216H176V215H180L179 213L180 212H182L181 213V215L182 216H177L176 218H180V219H182L183 218V221L185 222V223H188L189 221L191 222V224H194L193 223V221L195 220V221H199L200 220V223H201V225L202 226H200V229L201 230H203V231H201V233L203 232L204 233V231H205V235L202 233L201 235H204V237H205V241L204 240H202L201 242H199V243H201V244H199L198 243V245H201V246H198L197 244H196V249H194L195 248V245H190L189 246V244H188V246H186L185 244H187L186 243V239L184 240V241H182V240H179L178 241V239H175L174 238V234H172V233H174V228L175 227H173L174 225H172L171 227L170 226H168L169 224L168 223H162V225L160 224V222H158V220H156V217H155V219L153 220V231H154V234L155 235H159L158 237H161L162 235H163V237H161V238H168V244H170L172 247H173V250H174V256H176V257H174V258H176L175 259V261H176V264H206V261H207V263H209V262H211V263H209V264H264V247H262V246H264V221H263V219H261V215H260V213H258L257 211H255L254 210V208H253V206L251 207V205L248 203V206L246 205H244L241 201H238L237 199H234L233 198V202H231V204H232V215H233V213H234V218H233V216L232 215H230L231 216V218H230V216H227L228 214V210H222V209H220L219 207V205H218V203H216V199H210V198H208V197H206V198H208V200H210V201H208L207 199H200V200H194L193 199V197H191V195L190 196H188ZM43 196V197H42ZM71 196V197H70ZM75 196V197H74ZM83 196V197H82ZM99 196V197H98ZM102 196V197H101ZM173 196V197H172ZM186 196H188V197H186ZM57 197V198H56ZM64 197V198H63ZM80 197V198H79ZM105 197V198H104ZM107 197V198H106ZM112 197V198H111ZM115 197V198H114ZM76 198V199H75ZM102 198V199H101ZM117 198V199H116ZM174 198V199H173ZM181 198H183V199H180ZM192 198V199H191ZM39 199V200H38ZM71 199H73V200H71ZM75 199V200H74ZM103 199H106V200H103ZM125 199V200H124ZM172 199H173V201H174V203L172 202ZM111 200H112V202H111ZM114 200V201H113ZM132 200V201H131ZM180 200V201H179ZM185 200H186V208H185V210H184V208L183 207H185V204H183V203H185ZM188 200V201H187ZM190 200V201H189ZM192 200H194V201H192ZM202 200H203V203H202ZM216 200V201H215ZM61 201V202H60ZM69 201V202H68ZM77 201V202H76ZM108 202V201H110L109 202V204L108 203H106V202ZM123 201V202H122ZM156 201V205L158 204V210H159V203H160V201L159 200H155ZM159 201V202H158ZM179 202V203H177V202ZM183 201V202H182ZM200 201V202H199ZM206 201V202H205ZM213 201V202H212ZM71 202H73V203H71ZM114 202V203H113ZM158 202V203H157ZM195 204H194V203ZM197 202H199V203H202V204H200V206H199V203L197 204ZM212 202V203H211ZM70 203V204H69ZM124 203H125V205H124ZM174 206H177V207H174V208H178L177 210L175 209L174 211H173V205ZM180 203H182V204H180ZM206 203V204H205ZM215 205H214V204ZM111 204V205H110ZM117 204V205H116ZM121 204V205H120ZM192 204V205H191ZM206 205L205 207H204V205ZM210 204H212L211 206H209ZM40 205V206H39ZM46 206V207H48V208H50V210H51V214H43V216H42V214H41V212L40 213H38V210L40 211V207H42V206ZM104 205V206H103ZM114 205V206H113ZM129 205V206H128ZM131 205V206H130ZM170 205V206H169ZM178 205H181L180 207H181V209H183V210H181L180 208H179V206ZM184 205V206H183ZM188 205V206H187ZM190 205L192 206V207H190ZM195 205L197 206V207H195ZM213 205H214V207H213ZM218 205V206H217ZM249 205H250V207H249ZM113 206V207H112ZM169 206V207H168ZM172 206V207H171ZM199 206V207H198ZM216 206V207H215ZM129 209H128V208ZM136 207V206H135ZM170 207H171V209H170ZM249 207V208H248ZM36 208H39L38 210H36ZM59 208V209H58ZM66 208V209H65ZM75 208V209H74ZM198 208L200 209V210H198ZM204 208V209H203ZM211 208H212V211H211ZM216 208V209H215ZM250 208H252V209H250ZM34 209V210H33ZM61 209H63L64 211H66V213L68 214V216H67V219H68V225H66L65 224V226L64 225H62V228H60L61 227V224H62V221L60 220V216L59 215H57V214H55L57 211H59V210H61ZM128 209V210H127ZM161 209V208H160ZM169 209V210H168ZM188 209H190V210H188ZM192 209V210H191ZM195 209L199 212V213H197V211H195ZM209 209H210V211H209ZM218 209H220V210H218ZM30 210V211H29ZM181 210V211H180ZM53 211V212H52ZM125 211V212H124ZM126 211H127V213H126ZM131 211V212H130ZM172 211V212H171ZM176 211V212H175ZM178 211H180V212H178ZM188 211V212H187ZM193 211V212H192ZM209 213H208V212ZM213 211H215V212H213ZM224 211V212H223ZM226 211V212H225ZM55 212V213H54ZM130 213V217L128 216V214ZM159 212H162V209L161 210H159ZM174 212V213H173ZM186 212V213H185ZM195 212H196V214H195ZM216 212L218 213V215H219V217H218V219H217V216L218 215H216ZM219 212H220V214H219ZM255 212V213H254ZM35 213H38V215L37 214H35ZM50 213V212H49ZM54 213V214H53ZM89 213V214H88ZM115 213V214H114ZM117 213V214H116ZM175 213H177L176 215H175ZM184 213V214H183ZM192 213V214H191ZM203 213H205V214H203ZM213 213H215V214H213ZM33 214V215H32ZM70 214H71V216H70ZM94 214V215H93ZM101 215V214H103V215H106V214H108L109 216L111 215V214H113V215H111V217L113 218V220H115V222H116V224L117 225H115V229H117V230H115V231H113V228H112V226H111V228L110 227H108L107 228V226H106V228H105V226L104 225H101L100 224V221H99V215ZM127 214V217H125V215ZM171 214H174V216L173 215H171ZM188 214V215H187ZM191 214V215H190ZM193 214H195V215H197L196 217H195V215H193ZM199 214V215H198ZM207 214V215H206ZM223 214V215H222ZM257 214H258V216H257ZM35 215H37V216H39V217H37V216H35ZM54 215V216H53ZM134 215V214H133ZM160 215L162 216L163 215V213L161 214L160 213ZM184 215V216H183ZM190 215V216H189ZM220 215H222L223 217H221ZM237 217H236V216ZM260 215V216H259ZM33 216H35V217H37V218H35V217H33ZM45 216V217H44ZM46 216H48L53 222V224L52 223H49L51 220L50 219H46V218H48V217H46ZM59 216V217H58ZM185 216H186V218H185ZM194 217V218H192V217ZM216 216V217H215ZM74 217V218H73ZM154 217V216H153ZM200 217V218H199ZM40 218H41V221H40ZM55 218V219H54ZM134 218H135V215H134ZM163 218V217H162ZM184 218L187 220H184ZM189 220H188V219ZM192 218V219H191ZM196 218L197 219H199V220H196ZM202 218V219H201ZM219 218H221V219H219ZM229 218V219H228ZM34 219V220H33ZM37 219V220H36ZM54 219V220H53ZM57 219V220H56ZM59 219V220H58ZM72 219V220H71ZM84 219V220H83ZM91 219V220H90ZM158 219V218H157ZM164 219V218H163ZM215 219H216V221H215ZM223 219V220H222ZM232 219V220H231ZM42 220H44V221H42ZM46 220H47V222H46ZM86 220V221H85ZM88 220V221H87ZM90 220V221H89ZM119 220V221H118ZM134 220V219H133ZM193 220V221H192ZM49 221V222H48ZM58 221V222H57ZM61 221V222H60ZM71 221H72V224H71V226H69V224L71 223ZM156 221V222H155ZM194 221V222H195ZM41 222H44V223H41ZM70 222V223H69ZM76 224H74V223ZM118 222V223H117ZM225 222V223H224ZM57 223H58V225H59V227H57V228H55L56 226H58L57 225ZM196 223V222H195ZM222 223V224H221ZM98 224H99V226H98ZM155 224H157L156 225V227H155ZM188 224H190V223H188ZM101 225V226H100ZM159 225V226H158ZM167 225V226H166ZM205 225V226H204ZM224 227H223V226ZM72 226H75V227H72ZM162 226V228H160ZM68 227H70L69 228V231H68ZM158 227H159V229H158ZM166 227V228H165ZM207 227V228H206ZM228 227V228H227ZM65 228V229H64ZM121 228V229H120ZM134 228V227H133ZM168 228H170L169 230H168ZM173 228V229H172ZM58 229V230H57ZM97 229V230H96ZM109 230L110 232L108 233V231L107 230ZM112 229V230H111ZM158 230V232H157V230ZM172 229V230H171ZM210 229V230H209ZM66 230V231H65ZM133 230V229H132ZM131 230V231H132ZM156 230V231H155ZM163 230V231H162ZM230 230V231H229ZM243 230V231H242ZM61 231V232H60ZM68 231V232H67ZM100 231V232H101ZM112 231V232H111ZM118 231V232H117ZM119 231H121V232H119ZM60 232V233H59ZM113 232H115V233H113ZM124 232V233H123ZM73 233V234H72ZM112 234V236H111V234ZM126 233L128 234L129 233V231H126ZM227 233V234H226ZM236 233V234H235ZM66 234H68V235H66ZM122 234V235H121ZM130 234H131V232H130ZM240 236H239V235ZM114 235V236H113ZM211 235V236H210ZM131 236H132V234H131ZM168 236V237H167ZM6 237V238H5ZM15 237V238H14ZM171 239H170V238ZM203 237V236H202ZM214 237V238H213ZM5 238V239H4ZM43 240H42V239ZM208 238V239H207ZM210 238V239H209ZM172 239H174V240H172ZM239 239V240H238ZM177 240V241H176ZM208 240V241H207ZM210 240H212V241H210ZM91 241V242H90ZM173 241V242H172ZM174 241L176 242V243H174ZM261 241H263L262 243H260ZM184 242V243H183ZM214 242V243H213ZM217 242H218V244H217ZM171 243H173V244H171ZM177 243H180V246H182L183 248H180V246L177 244ZM209 243V244H208ZM137 244H140V242L138 243L137 242ZM157 244H160V241H155V245H157ZM175 244H177L176 246H175ZM206 244V245H205ZM208 244V245H207ZM213 244V245H212ZM262 246H261V245ZM10 245H15V246H17V247H19L20 248V251L21 252H15V251H12V250H8V246H10ZM56 245V246H55ZM187 247V248H189V249H191V251L189 250V249H187L185 246ZM204 245V246H203ZM93 246V247H92ZM94 246H96L97 247V249H96V247H94ZM158 246V245H157ZM89 247V248H88ZM92 247V248H91ZM193 247V248H192ZM204 247H205V249H204ZM226 247V248H225ZM7 250V252H5V249ZM179 250H177V249ZM186 248V249H185ZM4 249V250H3ZM93 249H95V250H93ZM193 249V250H192ZM204 249V250H203ZM216 249V250H215ZM89 250V251H88ZM184 250V252H182ZM189 250V251H188ZM222 250V251H221ZM12 251V252H11ZM102 251V252H101ZM176 251H178L177 253H176ZM181 251V252H180ZM200 251V252H199ZM228 251V252H227ZM103 252H105L104 254H102ZM188 252H191V254H194L193 252H196L195 254H197L196 256H194V255H191L190 253H188ZM203 254H202V253ZM11 254V256H10V254ZM17 255H16V254ZM223 253V254H222ZM242 253V254H241ZM262 253V254H261ZM25 256H24V255ZM107 254H108V256H107ZM118 255V256H115V255ZM159 258H157L159 261L161 260V258H162V256H161V253L159 252ZM189 254H190V256H189ZM199 254H200V256H199ZM205 254H207V255H205ZM233 254V255H232ZM12 255L14 256V257H12ZM186 255H188V256H186ZM204 256V257H201V256ZM10 256V257H9ZM22 256V258H20ZM24 256V257H23ZM110 256V257H109ZM161 256V257H160ZM177 256L179 257V259L177 258ZM198 256V257H197ZM207 256V257H206ZM18 257V258H17ZM116 257H118V258H120V259H117ZM125 260V263H124V261L122 260V258ZM183 257V258H182ZM187 257V258H186ZM190 257V258H189ZM197 257V258H196ZM12 258H13V260H12ZM205 259V261L203 260V259ZM255 258V259H254ZM4 259V260H3ZM7 259H9V260H7ZM17 259H18V261H17ZM19 259H20V261H19ZM78 259V260H77ZM79 259H80V261H79ZM89 259V260H88ZM115 259V260H114ZM224 259V260H223ZM243 259V260H242ZM6 260V261H5ZM90 261V262H88V261ZM196 260V261H195ZM9 261V262H8ZM13 261V262H12ZM17 261V262H16ZM24 261V262H23ZM83 261V262H82ZM118 263H117V262ZM199 261V262H198ZM213 261V262H212ZM80 262H82V263H80ZM105 262V263H104ZM158 262V261H157ZM156 262V263H157ZM234 262V263H233ZM236 262V263H235ZM242 262V263H241ZM130 263V264H131Z\"/></svg>", "mask_w": 264, "mask_h": 264}]
</instances>
